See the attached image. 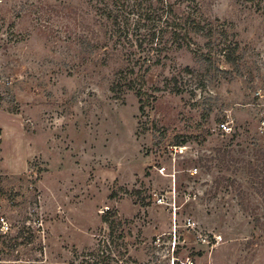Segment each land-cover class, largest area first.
Masks as SVG:
<instances>
[{"label":"rangeland","instance_id":"374dc122","mask_svg":"<svg viewBox=\"0 0 264 264\" xmlns=\"http://www.w3.org/2000/svg\"><path fill=\"white\" fill-rule=\"evenodd\" d=\"M103 6L0 0V264H264V15L203 0L142 112Z\"/></svg>","mask_w":264,"mask_h":264},{"label":"trees","instance_id":"16d2710c","mask_svg":"<svg viewBox=\"0 0 264 264\" xmlns=\"http://www.w3.org/2000/svg\"><path fill=\"white\" fill-rule=\"evenodd\" d=\"M99 1L104 3L100 10L112 28L108 37L122 48L125 55V65L114 73L111 90L115 94L134 92L140 99V111L144 112L146 106L151 103L150 100L148 104L145 102V96L148 95L146 92L147 75L152 67L165 64L164 60L169 56L168 52L164 51H170L173 48L180 50L189 46L187 24L193 21L195 23L193 29L196 32L206 36L213 35L211 29L205 30L202 25L205 20L202 15L194 14L200 11L203 0ZM241 1L249 8L264 15V0ZM183 6L189 8L180 15L179 12ZM221 35H224V32ZM145 42L151 44L157 42L159 45L156 48L157 53L147 55L137 49L134 50V48H142ZM168 43H170L169 47ZM142 51L145 50L142 48ZM227 51L226 58L230 59L233 51L229 48ZM154 89L159 90L157 87ZM150 98L154 103L157 96L152 93Z\"/></svg>","mask_w":264,"mask_h":264},{"label":"built area","instance_id":"2783aa9c","mask_svg":"<svg viewBox=\"0 0 264 264\" xmlns=\"http://www.w3.org/2000/svg\"><path fill=\"white\" fill-rule=\"evenodd\" d=\"M0 223H1V230L3 232H7L11 227L10 222L4 216H1ZM191 263L193 264V262Z\"/></svg>","mask_w":264,"mask_h":264}]
</instances>
